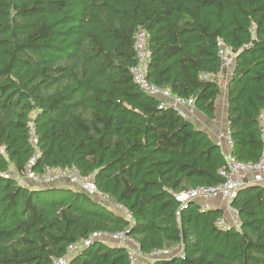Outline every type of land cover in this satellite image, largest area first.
I'll use <instances>...</instances> for the list:
<instances>
[{"label":"trees","instance_id":"16d2710c","mask_svg":"<svg viewBox=\"0 0 264 264\" xmlns=\"http://www.w3.org/2000/svg\"><path fill=\"white\" fill-rule=\"evenodd\" d=\"M141 30L149 81L194 99L209 121L224 90L204 78L223 73L217 42L242 50L227 85L231 151L244 163L262 158L264 0H0V264H131L107 241L69 254L94 233H125L145 257L179 254L141 264H264V184L233 201L239 231L218 225L222 210L174 197L222 184L225 153L136 85ZM38 153L35 171L77 170L131 221L74 188L21 187L15 175Z\"/></svg>","mask_w":264,"mask_h":264},{"label":"built area","instance_id":"2783aa9c","mask_svg":"<svg viewBox=\"0 0 264 264\" xmlns=\"http://www.w3.org/2000/svg\"><path fill=\"white\" fill-rule=\"evenodd\" d=\"M217 47L223 73L218 76L206 74L204 75L205 79H214L216 77L221 80L222 76L229 75L235 66L238 54L242 51L234 52L222 39L218 40ZM134 49L136 51L137 63L131 68V74L140 90L146 95L158 100L159 110L173 111L183 120L195 121L198 113L194 99L180 97L173 94L170 89L155 85L149 81L148 72L150 69L151 54L149 49V35L146 31L141 30L137 34ZM223 85L225 88L226 83H223ZM260 127L264 143V109L260 116ZM215 140L218 145L224 149L225 153L226 166L220 171V175L225 181L215 187H200L182 193H173V195L177 202L181 203L183 208H187L191 203H198L202 212L213 210L212 203L215 200L223 201L228 205L227 210L232 215V221L228 222L227 218L223 216L218 222V225L222 229L235 228L239 231L241 222L239 220L238 211L233 207V201L237 198L241 189L252 185L264 184V153L258 162L244 163L239 161L232 154L231 149L233 147V141L228 128L221 132ZM31 141L34 145L38 143L33 133ZM39 156V153L36 154L27 164L25 171L19 175H15V179L21 187L39 189L42 186H54L59 184L63 179H66L71 181L70 183L78 191L90 197L105 201L111 209L121 213L128 221H131L132 214L129 210L122 204L113 200L110 195L99 191L92 178L82 177L77 170H54L52 168H47L42 174L35 171ZM9 176L10 174L5 177L8 178ZM177 215L179 217L180 212H178ZM96 241H107L118 247L127 249L131 264H141L167 259L173 257L175 253L174 250H162L154 252L149 257H145L142 255L139 245L125 233H94L89 240L71 246L69 248V254L79 251L83 246H90ZM124 244L128 245L126 246ZM179 251L182 253V249ZM140 259L144 260L140 261ZM53 264H67V259H54Z\"/></svg>","mask_w":264,"mask_h":264},{"label":"crops","instance_id":"0c3cea01","mask_svg":"<svg viewBox=\"0 0 264 264\" xmlns=\"http://www.w3.org/2000/svg\"><path fill=\"white\" fill-rule=\"evenodd\" d=\"M232 71H233V69L231 70V73H232ZM229 78H230L229 75H225V76L221 77V81H223L224 84L226 83V86H225L223 94H222V96L218 102V118L214 121H209L206 118L200 116L199 114L195 118V123L198 125V127L199 126L203 127L208 132H211L214 139L219 135V133L225 131L228 128V122H227V118H228L227 85L229 82ZM59 186H55V187L62 189ZM69 188L70 187H68L67 189H69ZM74 189L77 190L76 188H74ZM213 206L215 209L222 210L224 213V217H226V218L231 217V214L227 210V207H226L227 205L223 201L215 200L213 203ZM115 213L122 215L121 213H118L116 211H115Z\"/></svg>","mask_w":264,"mask_h":264},{"label":"rangeland","instance_id":"374dc122","mask_svg":"<svg viewBox=\"0 0 264 264\" xmlns=\"http://www.w3.org/2000/svg\"><path fill=\"white\" fill-rule=\"evenodd\" d=\"M224 91V90H223ZM211 133V132H210ZM220 134V133H219ZM71 181H69V180H66V179H63L59 184H56V185H54V186H42L41 188L42 189H57V187H55V186H59V187H61L62 189H67L68 187H70V188H75L71 183H70ZM95 199H97V198H95ZM98 201H101V202H103V204H106L107 205V207H109V205L105 202V201H102V200H98ZM214 203V202H213ZM212 203V204H213ZM228 206V205H227ZM226 206V207H227ZM110 208V207H109ZM213 209H215L214 208V206H213ZM227 221L228 222H231L232 221V215H231V217H227ZM124 245H128V244H124ZM177 255H179L177 252H175L174 253V255L173 256H177ZM144 259H140V261H143Z\"/></svg>","mask_w":264,"mask_h":264},{"label":"water","instance_id":"95a60500","mask_svg":"<svg viewBox=\"0 0 264 264\" xmlns=\"http://www.w3.org/2000/svg\"><path fill=\"white\" fill-rule=\"evenodd\" d=\"M180 252V251H179Z\"/></svg>","mask_w":264,"mask_h":264}]
</instances>
